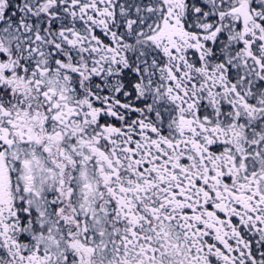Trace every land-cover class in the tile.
I'll list each match as a JSON object with an SVG mask.
<instances>
[{
	"label": "snow or ice",
	"instance_id": "obj_1",
	"mask_svg": "<svg viewBox=\"0 0 264 264\" xmlns=\"http://www.w3.org/2000/svg\"><path fill=\"white\" fill-rule=\"evenodd\" d=\"M0 264H264V0H0Z\"/></svg>",
	"mask_w": 264,
	"mask_h": 264
}]
</instances>
